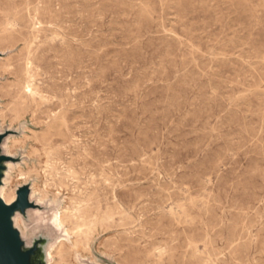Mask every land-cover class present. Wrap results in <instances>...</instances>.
<instances>
[{
  "label": "rangeland",
  "instance_id": "rangeland-1",
  "mask_svg": "<svg viewBox=\"0 0 264 264\" xmlns=\"http://www.w3.org/2000/svg\"><path fill=\"white\" fill-rule=\"evenodd\" d=\"M0 132L47 263L264 264V0H0Z\"/></svg>",
  "mask_w": 264,
  "mask_h": 264
},
{
  "label": "water",
  "instance_id": "water-1",
  "mask_svg": "<svg viewBox=\"0 0 264 264\" xmlns=\"http://www.w3.org/2000/svg\"><path fill=\"white\" fill-rule=\"evenodd\" d=\"M4 138V132H0V187L8 172L6 160L10 158L9 154L1 150ZM31 189L29 184L19 186L17 197L10 204L0 196V264H48L43 255H37V244L27 247L24 233L16 225L18 214L34 205L30 196Z\"/></svg>",
  "mask_w": 264,
  "mask_h": 264
},
{
  "label": "bare ground",
  "instance_id": "bare-ground-1",
  "mask_svg": "<svg viewBox=\"0 0 264 264\" xmlns=\"http://www.w3.org/2000/svg\"><path fill=\"white\" fill-rule=\"evenodd\" d=\"M21 172V171H20ZM30 173V172H29ZM10 174H8V172H7V175H6V177L3 179V181H4V184L0 187V196L5 200V202L6 203H8L9 201H8V199L6 198V197H4L3 196V194H4V190H5V188L7 187V184H8V176H9ZM23 176V175H22ZM26 183V182H25ZM32 189H31V194H30V196H31V198H33V196L36 194V192H35V190H34V187H31ZM45 189V188H44ZM46 190V189H45ZM57 193L58 194H60V191H57ZM6 195V194H5ZM16 197H17V188H16ZM16 197H15V199H16ZM14 199V200H15ZM39 199H41V197H39ZM13 200V201H14ZM13 201H11V202H13ZM10 202V203H11ZM10 203H8V204H10ZM60 210V209H59ZM58 212L59 211H56V212H54L53 214H52V216H51V218H50V221L53 223V225L55 226V227H57V229H60V230H62L63 231V235H64V237L62 238V239H67V238H69L68 236H67V234H66V231H65V228L64 227H60L58 224H57V221H56V217H57V215H58ZM66 215V214H65ZM16 219V218H15ZM93 221V220H92ZM96 221V220H95ZM58 223H61L60 222V220L58 219ZM83 224V223H82ZM84 225V224H83ZM89 226V225H88ZM93 227V226H92ZM91 228V227H90ZM79 229V228H78ZM81 231V230H80ZM22 232H23V230H22ZM67 232L69 233L70 232V230L69 229H67ZM91 232V231H90ZM24 233V232H23ZM91 234V233H90ZM88 236V235H87ZM61 239V240H62ZM57 245V244H56ZM56 245H54V244H51L50 245V248H49V250L47 251V253H46V255H47V258H49L50 260H49V263L48 264H51V262H52V257H51V252L55 249V247H56ZM73 248H76L75 246H73ZM75 251V250H74Z\"/></svg>",
  "mask_w": 264,
  "mask_h": 264
}]
</instances>
